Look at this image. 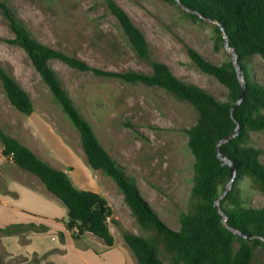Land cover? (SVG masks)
Returning <instances> with one entry per match:
<instances>
[{"label":"trees","instance_id":"1","mask_svg":"<svg viewBox=\"0 0 264 264\" xmlns=\"http://www.w3.org/2000/svg\"><path fill=\"white\" fill-rule=\"evenodd\" d=\"M188 9V15L215 22L218 47H225L222 28L230 47L238 54V63L244 74V99L232 113L242 92L233 60L221 65L206 60L192 48L189 55L203 72L215 76L228 89L226 101L217 99L205 89L186 83L175 76L164 63L153 60L145 34L135 25L130 15L115 1L104 0L108 11L116 18L124 39L141 59L148 61L151 73L106 71L88 62L54 49L40 42L27 29L23 20L0 0V11L8 21L15 38L10 43L21 47L35 70L49 88L54 103L79 132L87 164L110 177L121 190L140 229L145 235L122 231V237L138 264H251L255 251L264 248V207H253L244 197L241 181L248 179L254 189L264 194L263 154L252 141L251 133L264 131V85L250 71L255 56L264 60V0H167ZM96 77L117 80L127 84H144L164 89L176 100L189 103L197 112L195 125L185 130L188 146L194 157V176L188 210L180 219V228L171 229L163 222L151 204L145 200L135 178L117 164L100 143L94 127L82 115L64 87L63 81L51 65L52 60ZM0 81L10 103L20 112L31 115L34 105L29 92L0 62ZM236 121L240 133L221 144L222 155L237 168L232 188L221 199L220 206L227 216V225L252 240L239 237L223 223L215 206L230 180V166L218 157L220 142L235 134ZM3 154L20 168L34 174L67 208V230L75 239L85 233L101 238L109 247L115 239L110 223L119 225L108 200L101 194L78 188L64 170L42 159L19 139L0 129ZM12 226L7 231L12 232ZM77 229L78 232L74 230ZM264 264V262L262 263Z\"/></svg>","mask_w":264,"mask_h":264},{"label":"rangeland","instance_id":"2","mask_svg":"<svg viewBox=\"0 0 264 264\" xmlns=\"http://www.w3.org/2000/svg\"><path fill=\"white\" fill-rule=\"evenodd\" d=\"M5 1L33 36L47 46L106 71L152 72L150 63L141 60L124 39L104 0ZM115 1L145 34L153 60L166 64L180 80L205 89L219 100H227L228 89L215 76L201 71L188 52L192 48L217 65L233 60L232 51L217 46L215 22L193 18L181 4L167 0ZM14 38L7 19L0 11V62L29 92L36 114L31 116L18 111L10 103L0 81V129L17 139L30 140L31 131L27 124L35 123L40 139H46L54 158L43 155L56 167L70 171L73 179L82 177L81 158H69L74 167L71 171L65 164V150L58 144V138L65 139L63 142L83 153L87 164L80 134L54 103L49 88L26 52L10 43ZM51 65L75 105L94 127L111 158L135 178L142 197L151 204L160 219L171 229L178 230L181 216L188 210L193 185L194 157L185 130L196 124V110L159 87L96 77L56 59L51 61ZM249 68L253 77L264 85V60L255 56ZM36 116L53 132L40 128ZM251 137L253 144L262 150L261 161L264 163V131L252 132ZM3 148L0 140V166L9 161L3 154ZM103 176L117 188L109 196L119 219V226H113L117 235L125 230L145 235L132 216L121 190L110 177ZM241 185L247 203L253 207H264V194L254 189L248 179L241 181ZM116 237L124 242L122 237ZM163 258L166 264H170ZM263 262L264 248L260 247L256 249L251 264Z\"/></svg>","mask_w":264,"mask_h":264},{"label":"crops","instance_id":"3","mask_svg":"<svg viewBox=\"0 0 264 264\" xmlns=\"http://www.w3.org/2000/svg\"><path fill=\"white\" fill-rule=\"evenodd\" d=\"M35 114L34 111L31 116ZM37 118L40 128L53 132L47 123ZM36 128L35 123L29 122L27 129L31 131V139H19L38 156L49 161L43 154L52 159L54 156L49 152L46 139H40ZM58 139L67 156L65 164L74 171L69 158H81L83 174L73 179L70 171L61 170L68 173L78 188L95 191L105 197L113 208L114 219L118 221L116 209L109 198L117 188L104 178L102 172L86 164L83 153L63 142L65 139ZM67 222V208L37 176L11 160L0 166V264H138L124 239L122 243L116 237H122L113 227L119 225L110 223L115 244L109 247L92 233L75 239L66 228ZM12 226V232L5 231Z\"/></svg>","mask_w":264,"mask_h":264},{"label":"water","instance_id":"4","mask_svg":"<svg viewBox=\"0 0 264 264\" xmlns=\"http://www.w3.org/2000/svg\"><path fill=\"white\" fill-rule=\"evenodd\" d=\"M222 31H223V36H224V42H225V48L229 51H232L233 52V64L237 70V73H238V76H239V79L241 81V84H242V92L239 96V100L238 102L234 105V107L232 108V113L234 111V109L242 103L243 99H244V95H245V91H246V82H245V79H244V74L243 72L241 71V67L238 63V54L234 52L233 48L230 47V44H229V38L227 36V34L225 33V30L222 28ZM240 133V125L239 123L236 121V129H235V134L227 137L224 141L220 142L219 145H218V148H217V154H218V157L223 161V164H227L230 166V171H231V175H230V180L228 182V184L226 185L224 191H223V194L216 199V202H215V206L217 207V209L219 210L221 216H222V219H223V223L226 225V227L231 230L233 233L237 234L239 237H242V238H245L247 240H252L253 239V236L251 235H247V234H244L242 233L241 231L233 228V227H230L227 225V216L225 215V213L222 211L221 209V206H220V201L222 198H224L227 194V192L232 188V185L236 179V176H237V168L235 166L234 163H232L226 156L222 155V151H221V144L223 142H228L230 141L232 138H235L236 136H238ZM263 240V244H264V239Z\"/></svg>","mask_w":264,"mask_h":264},{"label":"built area","instance_id":"5","mask_svg":"<svg viewBox=\"0 0 264 264\" xmlns=\"http://www.w3.org/2000/svg\"><path fill=\"white\" fill-rule=\"evenodd\" d=\"M74 231H75V232H78V230H77V229H75Z\"/></svg>","mask_w":264,"mask_h":264}]
</instances>
